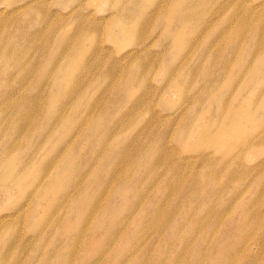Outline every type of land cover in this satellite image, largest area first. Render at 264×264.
<instances>
[{"label": "rangeland", "instance_id": "374dc122", "mask_svg": "<svg viewBox=\"0 0 264 264\" xmlns=\"http://www.w3.org/2000/svg\"><path fill=\"white\" fill-rule=\"evenodd\" d=\"M0 264H264V0H0Z\"/></svg>", "mask_w": 264, "mask_h": 264}, {"label": "bare ground", "instance_id": "6f19581e", "mask_svg": "<svg viewBox=\"0 0 264 264\" xmlns=\"http://www.w3.org/2000/svg\"><path fill=\"white\" fill-rule=\"evenodd\" d=\"M20 183H23V182L20 180V181L18 182V184H19V185H22V184H20ZM45 185H46V184H45ZM45 185H43V186H45ZM20 187H21V186H20ZM41 190H42V191H41ZM47 191H49L48 186H47V187H43V188H41V189H40V196H41V197H46V192H47ZM38 207H39V205H36V206H35V208H38ZM36 215H38V213H37ZM36 215H35V216H36ZM86 219H87V218H86Z\"/></svg>", "mask_w": 264, "mask_h": 264}]
</instances>
